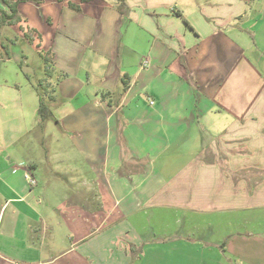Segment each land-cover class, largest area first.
<instances>
[{
  "label": "crops",
  "instance_id": "obj_1",
  "mask_svg": "<svg viewBox=\"0 0 264 264\" xmlns=\"http://www.w3.org/2000/svg\"><path fill=\"white\" fill-rule=\"evenodd\" d=\"M123 3L18 4L69 145L3 79L0 264H264V0Z\"/></svg>",
  "mask_w": 264,
  "mask_h": 264
},
{
  "label": "rangeland",
  "instance_id": "obj_2",
  "mask_svg": "<svg viewBox=\"0 0 264 264\" xmlns=\"http://www.w3.org/2000/svg\"><path fill=\"white\" fill-rule=\"evenodd\" d=\"M37 1L38 0H35V2ZM37 19L38 20L35 22L37 27L45 28V25H43L44 20H42L40 14H37ZM21 22L23 23V35H21L19 31ZM25 22V20H21L17 23L19 24L17 30L8 27L5 29L1 28L5 38L0 42V66L2 67L0 83H3V79L25 82L28 75L34 83L40 84V80L43 81V84L41 85L44 86V89L46 88V91L44 92L48 97L52 92V86L54 85V81L46 75V69L50 68L51 65L49 62L51 57L47 54L48 50L44 51L42 47L41 50H38L40 41L37 39L36 35L35 37L33 36V28H30L29 24H26ZM42 55L47 56L48 62ZM48 81H51V83ZM59 130L60 128L56 123L54 115L45 120V122L41 121L38 117L36 131L39 136H44V143L46 145L53 147L54 141L57 137L59 138L58 141L60 145L63 147L69 145V142L65 140V137Z\"/></svg>",
  "mask_w": 264,
  "mask_h": 264
},
{
  "label": "trees",
  "instance_id": "obj_3",
  "mask_svg": "<svg viewBox=\"0 0 264 264\" xmlns=\"http://www.w3.org/2000/svg\"><path fill=\"white\" fill-rule=\"evenodd\" d=\"M22 0H3V2L8 6V8L10 9V13H8L6 10H3L0 8V28L2 25H14L19 23L22 19L19 16L17 7L18 4L21 2ZM38 1H42V0H38ZM83 2H87V1H91V0H82ZM120 1V4L118 5V10L124 14L126 7L125 4L123 3V0H118ZM70 7L76 11H81V7L75 4L70 3ZM30 37V36H29ZM0 42H1V30H0ZM43 58H45V60L48 62V58L45 55H42ZM49 62H51V59H49ZM48 64V63H47ZM47 64H46V68H47ZM50 68L46 69V75L51 76V72H50ZM43 81L40 80V84L39 83H34V87L36 88V90L38 91L39 94V98H40V106L38 109V117L41 121L47 120L48 118L53 116V107L52 104L54 102H56V98L55 96L52 94L55 90L52 89V92L48 95V97L46 96L45 92L46 88L44 89V86L41 85ZM39 85V86H38ZM53 88V87H52ZM47 97V98H46Z\"/></svg>",
  "mask_w": 264,
  "mask_h": 264
},
{
  "label": "built area",
  "instance_id": "obj_4",
  "mask_svg": "<svg viewBox=\"0 0 264 264\" xmlns=\"http://www.w3.org/2000/svg\"><path fill=\"white\" fill-rule=\"evenodd\" d=\"M26 178L28 179V181L32 186L36 184V179L32 176L31 173H27Z\"/></svg>",
  "mask_w": 264,
  "mask_h": 264
}]
</instances>
